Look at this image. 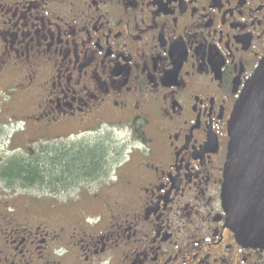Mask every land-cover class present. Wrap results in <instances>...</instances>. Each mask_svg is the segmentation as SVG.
Returning <instances> with one entry per match:
<instances>
[{"label": "flooded vegetation", "instance_id": "1", "mask_svg": "<svg viewBox=\"0 0 264 264\" xmlns=\"http://www.w3.org/2000/svg\"><path fill=\"white\" fill-rule=\"evenodd\" d=\"M263 58L264 0H0V166L93 159L75 200L0 178V264H264L221 200Z\"/></svg>", "mask_w": 264, "mask_h": 264}, {"label": "water", "instance_id": "2", "mask_svg": "<svg viewBox=\"0 0 264 264\" xmlns=\"http://www.w3.org/2000/svg\"><path fill=\"white\" fill-rule=\"evenodd\" d=\"M221 200L243 245L264 249V58L246 82L228 122Z\"/></svg>", "mask_w": 264, "mask_h": 264}, {"label": "trees", "instance_id": "3", "mask_svg": "<svg viewBox=\"0 0 264 264\" xmlns=\"http://www.w3.org/2000/svg\"><path fill=\"white\" fill-rule=\"evenodd\" d=\"M91 151L79 153V145H69L66 151L41 153L30 161L10 159L0 166V178L6 185L19 189L50 188L55 194L68 191L79 184V172L86 171L93 159ZM99 161L103 153H99Z\"/></svg>", "mask_w": 264, "mask_h": 264}, {"label": "rangeland", "instance_id": "4", "mask_svg": "<svg viewBox=\"0 0 264 264\" xmlns=\"http://www.w3.org/2000/svg\"><path fill=\"white\" fill-rule=\"evenodd\" d=\"M117 141H113V143H116ZM22 192V190H20ZM28 193L32 194L35 197L45 198L49 196L47 193H43L40 190H29ZM21 194V193H20ZM25 194V193H24ZM77 197H79V185H76L75 187L69 189L68 191L63 192L62 194H59L56 198L57 201H69V200H75Z\"/></svg>", "mask_w": 264, "mask_h": 264}]
</instances>
